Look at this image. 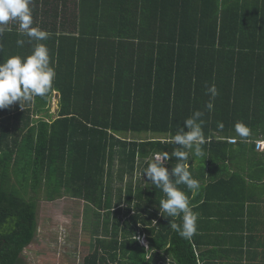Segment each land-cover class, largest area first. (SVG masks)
Masks as SVG:
<instances>
[{"label":"trees","instance_id":"1","mask_svg":"<svg viewBox=\"0 0 264 264\" xmlns=\"http://www.w3.org/2000/svg\"><path fill=\"white\" fill-rule=\"evenodd\" d=\"M259 6L264 2L32 0L33 26L49 33L39 42L9 22L0 34V63L31 55L43 43L56 77L45 96L24 108L16 102L0 109V264H25L22 253L37 235L41 195L55 200L69 191L98 215L104 210L105 232L116 208V230L108 238L97 235L86 264H199L201 258L210 264L200 258L201 235L185 239L170 227L182 226V215L160 214L166 196L143 181V173L155 154L167 153L171 170L194 159L212 161L213 148L227 146L205 137L204 154L195 158L173 138L192 116L195 88L221 80L229 68L239 73L244 61L264 53V44L256 43L264 38ZM55 90L59 110L53 117ZM173 150L189 151V160H177ZM191 166L197 179L201 172ZM179 187L190 200L192 191Z\"/></svg>","mask_w":264,"mask_h":264},{"label":"crops","instance_id":"2","mask_svg":"<svg viewBox=\"0 0 264 264\" xmlns=\"http://www.w3.org/2000/svg\"><path fill=\"white\" fill-rule=\"evenodd\" d=\"M259 10L264 12V6ZM258 39L256 43L264 44V38ZM228 70L221 80L195 88L190 104L192 114L204 112L203 139L227 144L213 148L212 161L194 164L198 161L194 159L186 165L201 172L196 175L200 189L190 199L192 210L199 214L196 233L202 236V246L198 250L203 251L200 258L210 264H264V151L256 148V141L264 140V53L244 61L239 73ZM213 84L219 93L214 100L208 92ZM210 100L214 108L209 112L206 105ZM238 122L249 128L248 137L236 133ZM220 179L225 182L216 187L209 184Z\"/></svg>","mask_w":264,"mask_h":264},{"label":"clouds","instance_id":"3","mask_svg":"<svg viewBox=\"0 0 264 264\" xmlns=\"http://www.w3.org/2000/svg\"><path fill=\"white\" fill-rule=\"evenodd\" d=\"M31 3L32 0H0V34L4 33L9 22L15 21L22 35L37 42L46 40L49 33L33 26ZM23 44V39L17 40L18 46ZM55 77V69L50 65L49 49L43 43H37L31 55L9 57L0 63V109L16 102L24 108L25 102H31L37 96H45L53 87ZM208 92L213 100L219 94L215 84L208 88ZM213 108L214 104L210 100L206 109L210 112ZM203 116V111H195L191 117L184 120L183 126L173 138L176 145L190 150L191 156L195 158L204 154ZM235 131L241 138L249 135V128L242 122L236 123ZM172 156L179 161H188L189 151L173 150ZM170 159L167 153L155 154L153 162L143 174L146 173L151 185L162 190L166 196L159 202L160 214L172 218L182 215V226L171 222L170 227L178 231L182 238L190 240L197 232L199 214L192 210L188 195L179 186L186 185L195 194L200 189V183L193 178L186 164L178 163L169 170L166 161ZM142 236L138 238L141 240Z\"/></svg>","mask_w":264,"mask_h":264},{"label":"rangeland","instance_id":"4","mask_svg":"<svg viewBox=\"0 0 264 264\" xmlns=\"http://www.w3.org/2000/svg\"><path fill=\"white\" fill-rule=\"evenodd\" d=\"M59 93L56 90L53 92L50 110L53 117L59 110ZM143 181L149 182L147 176ZM128 183L130 181L127 176L126 182L120 186L125 189ZM118 194V189H116L113 202ZM63 195L55 200H48L41 195L37 235L22 253L25 264H86L85 258L95 250L97 235L108 238V235L116 230L112 228L116 224L115 207L109 211L111 225L110 229L105 232L103 209L98 215L95 213L97 208L89 205L83 198L74 196L70 191ZM141 240L144 245L150 244L145 241V235L141 237ZM198 263L203 264L204 259H198Z\"/></svg>","mask_w":264,"mask_h":264},{"label":"built area","instance_id":"5","mask_svg":"<svg viewBox=\"0 0 264 264\" xmlns=\"http://www.w3.org/2000/svg\"><path fill=\"white\" fill-rule=\"evenodd\" d=\"M230 142H236V140H235V139H230ZM256 148H257L258 150H262V151H264V140H258V141H257Z\"/></svg>","mask_w":264,"mask_h":264}]
</instances>
